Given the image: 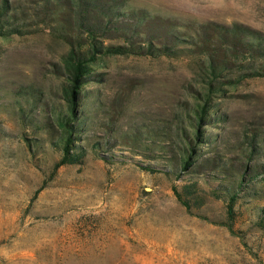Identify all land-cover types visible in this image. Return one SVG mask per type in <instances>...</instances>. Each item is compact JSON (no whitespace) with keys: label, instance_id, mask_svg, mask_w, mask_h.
I'll list each match as a JSON object with an SVG mask.
<instances>
[{"label":"rangeland","instance_id":"obj_1","mask_svg":"<svg viewBox=\"0 0 264 264\" xmlns=\"http://www.w3.org/2000/svg\"><path fill=\"white\" fill-rule=\"evenodd\" d=\"M125 1L187 34L208 22L264 33V0ZM38 20L0 36V264H264V78L234 70L215 80L185 50L99 58L77 107L74 141L87 156L56 169L70 46ZM201 107L204 142L192 163L216 169L182 178L143 169L180 167ZM242 165L263 173L245 182L230 227L213 192ZM196 184L192 206L202 207L190 212L174 188Z\"/></svg>","mask_w":264,"mask_h":264},{"label":"trees","instance_id":"obj_2","mask_svg":"<svg viewBox=\"0 0 264 264\" xmlns=\"http://www.w3.org/2000/svg\"><path fill=\"white\" fill-rule=\"evenodd\" d=\"M28 4L29 7L22 9L18 0H0V36L24 33L27 27L25 23L33 16L39 19L38 24L57 31L70 46L62 59V72L67 78L63 98L67 102L68 112L58 116L55 122L63 133L62 158L56 164V169L63 165L82 164L87 156L86 150L76 146L74 141L82 129L77 107L85 95V91L82 92L83 84L95 78L91 71L99 58L112 55L156 58L174 56L177 51L185 50L201 57V68L215 80L221 73L234 70L243 71L250 77L264 78V33L243 24L208 22L201 24L194 34H187L180 30L184 26L175 19L153 16L146 10L130 7L125 0H31ZM106 40L123 43L105 45ZM205 112L204 107L197 109L199 123L195 126L194 137L188 138L187 154L179 168L172 164L170 170L154 165L143 166V169L152 173L176 174L178 178H182L191 167L199 174L206 170L214 171L216 166L209 168L205 162L196 166L192 163L193 152L198 144L204 142L201 126ZM262 173L257 166L243 168L242 165L238 177L232 174L234 182L230 186H219L213 192L228 204L231 217L228 226L232 227L234 207L245 182L257 179ZM259 181L264 182V176ZM197 189V184L187 186L182 191L174 188L180 203L190 212L202 207L192 206ZM262 219L259 223L264 228Z\"/></svg>","mask_w":264,"mask_h":264}]
</instances>
